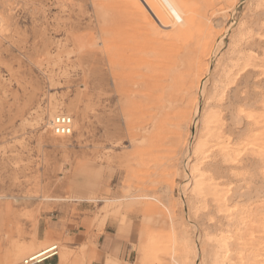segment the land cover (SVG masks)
I'll use <instances>...</instances> for the list:
<instances>
[{"label":"rangeland","instance_id":"374dc122","mask_svg":"<svg viewBox=\"0 0 264 264\" xmlns=\"http://www.w3.org/2000/svg\"><path fill=\"white\" fill-rule=\"evenodd\" d=\"M137 2L0 0V13L13 16L0 39V264H27L14 261L19 247L40 256L54 244L61 264H215L223 253L215 240L231 250L226 264H264V0H217L207 9L215 44L199 60L190 100L186 90L156 87L162 77L151 78L147 62L162 54L143 44L163 5L182 50L184 4ZM58 109L78 122L71 136L47 125ZM204 112L229 146L250 143L232 165L217 154L204 164L206 185L233 188L226 204L191 181ZM107 227L131 239L127 261L101 263Z\"/></svg>","mask_w":264,"mask_h":264},{"label":"bare ground","instance_id":"6f19581e","mask_svg":"<svg viewBox=\"0 0 264 264\" xmlns=\"http://www.w3.org/2000/svg\"><path fill=\"white\" fill-rule=\"evenodd\" d=\"M138 0H119V7L121 8H126L128 5H131V7L135 8V2H137ZM180 4H184L185 9L187 10L186 12L182 13L180 15V22L178 23V31L176 34L177 40L180 41L182 44V46H180V50L179 52H177V50H175V43H172L174 38H172L170 36V34L168 33L167 27H166V22L164 21V15H163V5H161V10L159 11V19L157 20V22H155V24H152L154 22H151L150 25L147 26L148 31L145 32V35H150V41L147 44V40L143 42V44H146V48L149 49H153L156 50L158 52H160V54H162V58L159 59V62H147V67L148 69H154L155 70V74L151 76V78L156 74H159L160 77H162L160 79V81H157V83L155 84L156 87L163 89L164 91H166L165 89L167 88L168 90H186L187 93H185L186 97L185 99L190 100L191 99V89L194 88L197 84V77L199 74V69H200V64H199V60L201 58L202 55H204L208 48L209 45L211 44L213 46V39L215 34L217 33L216 29L218 27L217 24L213 23L207 15V9L210 7H213L215 5V3L217 2V0H178ZM225 1V0H224ZM233 1V0H232ZM239 2V1H238ZM138 3V2H137ZM221 6V5H220ZM219 10V9H218ZM254 12V11H253ZM261 12V11H260ZM221 13V12H220ZM13 23V16L11 14H9L8 12L5 13H0V39L5 38V36L7 34H9L10 28L12 26ZM14 26V25H13ZM239 26V25H238ZM229 29V28H228ZM237 32V31H236ZM240 35V34H239ZM131 36V35H130ZM236 36V35H235ZM217 37V36H216ZM232 38V37H231ZM245 39V38H244ZM263 39V38H262ZM132 40V38H131ZM239 40V39H238ZM241 40V39H240ZM125 41V40H124ZM217 41V40H216ZM121 42V41H120ZM213 42V43H211ZM237 42V41H236ZM129 43V42H128ZM122 44V43H121ZM130 44V43H129ZM128 44V45H129ZM142 44V42H141ZM215 44V43H214ZM123 45V44H122ZM120 45V46H122ZM125 45V44H124ZM232 45V44H231ZM133 46V45H131ZM122 48V47H121ZM124 48V47H123ZM122 48V50H123ZM130 48V47H129ZM132 48V47H131ZM174 49V50H173ZM127 50V48H126ZM125 51V50H124ZM156 51L154 53H156ZM209 51V50H208ZM240 52V51H239ZM209 53V52H208ZM157 53V55H160ZM154 56V55H153ZM161 56V55H160ZM208 56V55H207ZM126 56L125 55H121L120 59L122 58L124 60ZM129 58V57H128ZM158 58V56H157ZM206 58V56H205ZM244 58V55H243ZM132 59V57H131ZM235 59V58H234ZM228 60V59H227ZM226 60V61H227ZM240 62V61H239ZM224 63V62H223ZM247 63V62H246ZM126 63L123 61L119 62V66H124ZM225 64V63H224ZM245 64V63H244ZM202 66V65H201ZM229 66V65H228ZM227 66V67H228ZM242 66V65H241ZM245 70L247 71V69H253V68H249V67H244ZM226 69V68H225ZM241 69V68H240ZM263 69V68H260ZM153 70V73H154ZM227 70V69H226ZM249 71V70H248ZM256 71V70H255ZM264 71V69H263ZM262 71V72H263ZM223 72V71H222ZM240 72V71H239ZM238 72V73H239ZM253 72V71H252ZM251 72V73H252ZM237 73V75H238ZM257 75L259 72H257ZM255 73V75H256ZM261 73V72H260ZM126 74V73H125ZM226 74V73H225ZM223 74V75H225ZM254 74V73H252ZM251 74V75H252ZM264 74V73H263ZM227 76V75H226ZM115 79H120L121 77H123V72L122 75L121 73H116L114 74ZM125 77V76H124ZM261 81V80H260ZM232 83V81H231ZM234 83V82H233ZM107 85V84H105ZM119 85V83H118ZM224 86V85H223ZM229 86V85H228ZM218 87V86H217ZM231 87V86H230ZM227 88V87H226ZM213 89V88H212ZM225 89V88H224ZM152 92V91H151ZM167 92V91H166ZM222 93V92H221ZM224 93V91H223ZM107 94V93H106ZM216 94V93H215ZM220 94V93H218ZM165 96V95H164ZM215 96V95H214ZM195 97V96H194ZM208 97V96H207ZM217 97V96H216ZM161 98V96H155V101H159ZM219 98V96L217 97ZM214 99V97L212 98ZM260 99V98H259ZM264 99V98H263ZM208 100V99H207ZM210 100V98H209ZM222 100V99H220ZM107 101V100H106ZM211 101V100H210ZM210 101H207L210 103ZM218 101V100H217ZM216 101V102H217ZM256 101V100H255ZM169 102V101H168ZM204 102V101H203ZM219 102V101H218ZM258 102V101H257ZM261 102V101H260ZM259 102V103H260ZM264 102V101H263ZM172 103V102H170ZM208 103V104H209ZM214 103V102H212ZM216 104V103H215ZM214 104V105H215ZM184 105V104H183ZM197 105V104H196ZM213 105V104H212ZM213 105V106H214ZM76 106V105H75ZM209 106V105H208ZM207 106V107H208ZM259 106V105H258ZM257 106V107H258ZM173 107V106H172ZM206 107V109H207ZM107 108V105H106ZM155 108V107H154ZM198 108V107H197ZM109 109V108H108ZM170 109V108H169ZM214 109V108H213ZM156 110V109H155ZM242 110V109H239ZM161 111V110H160ZM210 112V110H207ZM84 112V111H83ZM242 112V111H241ZM67 111L65 110H54L53 112L50 113L51 117H55L58 114H66ZM70 113L71 116V112ZM162 113V112H161ZM205 113V112H204ZM214 113V112H213ZM220 113V111H219ZM243 113V112H242ZM155 114V113H154ZM186 114V113H185ZM200 114V108H198V112L197 115ZM206 114V113H205ZM244 114V113H243ZM69 115V114H68ZM221 115V114H220ZM107 116V115H106ZM201 116V115H200ZM217 116V114H216ZM248 116V115H247ZM251 116V115H249ZM73 117V116H71ZM186 117V116H185ZM188 117V116H187ZM220 117V116H219ZM240 117V116H239ZM238 117V118H239ZM241 116V120H242ZM52 118V119H53ZM244 118H246V115L244 114ZM251 119V117H249ZM47 122V125H49L50 130H51V121ZM85 119V116L82 114V120ZM249 119V120H250ZM81 120V121H82ZM154 120V119H153ZM157 120V119H155ZM248 120V121H249ZM259 120H261L259 118ZM74 121V118H73ZM85 121V120H84ZM108 121V120H107ZM240 121V120H239ZM216 120L212 115H210V113L206 114V117L204 119V124H203V130H202V135H201V139L198 143V145L195 148V154H193L195 156L196 159V164L192 166L191 168V181L193 178L194 181V187L196 188L197 192L199 193L201 190H207V195H210L212 197L213 202H216L218 205L224 204L225 202L230 200V192L233 189L232 187H230L228 189V191H224L223 189H221L219 186V182L218 183H214V182H209L206 185V176H205V172L203 171L204 168V164L206 162V160L217 154L223 157V161L227 162V163H231L234 164L236 163L235 160H238L237 158L234 160L232 157L235 156H242V153L244 150H247V146L250 145V143H245V144H240V143H236L239 145H243V150L242 147L240 146H236V147H231L229 146V143L227 142L228 140H226L223 137V133H221L220 129L218 127V125L216 124ZM241 122V121H240ZM247 122V121H246ZM251 122V121H250ZM254 122V121H253ZM259 122V121H258ZM107 123V122H106ZM109 124V123H108ZM247 124L249 125V123L247 122ZM255 124V123H254ZM107 125V124H104ZM84 126V123L81 124V127ZM180 126V125H179ZM185 126V125H184ZM187 126V125H186ZM247 126V125H246ZM257 126V125H256ZM74 129L73 130H77L79 128L78 122H74L73 125ZM87 127V126H86ZM178 127V126H176ZM197 127V126H196ZM103 128V127H102ZM107 127H105L106 129ZM224 128V127H223ZM83 129V128H82ZM110 129V128H108ZM143 129V128H142ZM52 131V130H51ZM145 131V130H144ZM147 131V130H146ZM188 131V130H187ZM223 132V131H222ZM74 133V132H73ZM107 132L105 131V134ZM111 133V132H110ZM258 133V132H257ZM109 134V133H108ZM200 134V133H199ZM110 135V134H109ZM57 136V135H56ZM71 136V135H70ZM186 136V135H185ZM59 137H68V136H59ZM108 137V136H106ZM226 137V135H225ZM259 138H261V135L259 133ZM188 139V138H187ZM228 139V138H227ZM135 140V139H134ZM145 140V139H144ZM181 140V139H179ZM146 141V140H145ZM187 141V140H186ZM183 142V141H182ZM117 143V141H116ZM232 143V142H231ZM243 143V142H242ZM183 144V143H182ZM235 145V143H234ZM121 146V145H120ZM185 146V143H184ZM182 146V147H184ZM147 148V147H146ZM95 152V151H94ZM235 154V156L233 155ZM171 159V158H170ZM194 159V158H193ZM195 163V161H194ZM207 163V162H206ZM210 165V164H209ZM213 166V165H212ZM241 166V165H240ZM238 166V167H240ZM245 166V165H244ZM214 167V166H213ZM207 168V167H206ZM208 173V172H207ZM209 178V177H208ZM211 178V177H210ZM214 179L212 178V181ZM209 181V180H208ZM211 181V180H210ZM193 185V184H192ZM167 188V187H166ZM193 190H195L193 188ZM92 193V192H91ZM202 193V192H201ZM168 194V193H166ZM198 196V194H197ZM199 197V196H198ZM197 198V197H196ZM211 199V198H210ZM209 199V200H210ZM200 201V200H199ZM208 201V200H207ZM211 201V200H210ZM209 201V202H210ZM112 202V201H111ZM117 202V201H116ZM193 202V201H192ZM205 202V201H204ZM113 203V202H112ZM226 204V203H225ZM196 205V204H195ZM110 206V205H109ZM117 206V205H116ZM216 206V205H215ZM224 206V205H223ZM218 207V206H217ZM112 208V207H111ZM188 208V207H187ZM106 209V208H105ZM109 209V208H108ZM107 209V210H108ZM191 209V208H189ZM188 209V210H189ZM200 209V208H199ZM209 209V208H208ZM117 210V209H116ZM110 211V210H108ZM121 211V210H120ZM197 211V210H196ZM195 211V212H196ZM184 212V211H183ZM220 212H223V210L221 209ZM120 213V212H119ZM106 214V213H105ZM110 214V212H109ZM210 214V213H209ZM225 214V213H224ZM216 215V214H215ZM219 215V213H218ZM212 216V215H211ZM107 217V214H106ZM110 217V216H109ZM105 219V218H104ZM208 220V219H207ZM212 220V219H211ZM213 221V220H212ZM208 222V221H207ZM216 222V221H214ZM105 223L102 220V224L101 226H104ZM208 225V223H207ZM232 225V224H231ZM201 226V225H200ZM206 231V230H205ZM186 234V233H185ZM206 234V233H205ZM209 235V234H208ZM212 237V235H211ZM208 238V237H207ZM216 239V238H215ZM216 241V245L220 246V248L222 249L221 254H218L215 256V264H226V260L229 259L230 255H231V250L230 248H228V246H226V244H223L220 242V240H215ZM203 242V241H202ZM213 242V240H212ZM225 242V241H224ZM215 243V242H214ZM206 246V245H205ZM224 246V247H223ZM212 247V246H211ZM209 249V248H208ZM37 247L35 246H22L19 247L18 250L16 251L15 255H14V261L15 263L21 261V260H27L30 257H37L39 256L36 251H37ZM206 250V248H205ZM207 252V251H206ZM216 252V251H215ZM218 253V252H217ZM212 255V254H211ZM105 255H102L101 258V263H105V258L103 257ZM205 258V257H204ZM232 258V257H231ZM236 259V258H235ZM98 260V259H97ZM214 260V259H213ZM99 261V260H98ZM107 261V259H106ZM109 261V260H108ZM114 261V259H113ZM143 261V260H141ZM235 262V261H234ZM113 263V262H112ZM111 263V264H112ZM117 264V263H116ZM125 264V263H124ZM206 264V263H205ZM214 264V263H211Z\"/></svg>","mask_w":264,"mask_h":264},{"label":"crops","instance_id":"0c3cea01","mask_svg":"<svg viewBox=\"0 0 264 264\" xmlns=\"http://www.w3.org/2000/svg\"><path fill=\"white\" fill-rule=\"evenodd\" d=\"M98 252L100 257L105 255L113 259L127 261L132 255L131 239L127 234L120 233L106 228L105 232L100 235ZM39 264H61L60 255L47 259Z\"/></svg>","mask_w":264,"mask_h":264},{"label":"built area","instance_id":"2783aa9c","mask_svg":"<svg viewBox=\"0 0 264 264\" xmlns=\"http://www.w3.org/2000/svg\"><path fill=\"white\" fill-rule=\"evenodd\" d=\"M73 117L68 114H58L51 121V130L57 136H70L74 132ZM59 255V245L54 244L43 251L40 256L30 257L27 259V264H39L47 259Z\"/></svg>","mask_w":264,"mask_h":264}]
</instances>
